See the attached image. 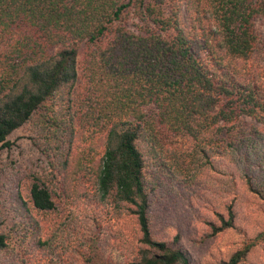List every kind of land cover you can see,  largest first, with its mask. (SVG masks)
<instances>
[{
	"label": "trees",
	"instance_id": "16d2710c",
	"mask_svg": "<svg viewBox=\"0 0 264 264\" xmlns=\"http://www.w3.org/2000/svg\"><path fill=\"white\" fill-rule=\"evenodd\" d=\"M257 21L264 0H0V147L33 122L67 147L63 165L88 178L97 201L129 206L139 237L124 264H194L177 237L153 235L145 177L191 185L205 170L234 172L264 200ZM83 105L102 126L101 155L86 161L72 156ZM177 138L189 141L179 155ZM28 199L55 210L38 177ZM234 218L230 206L213 234ZM7 240L0 233V251ZM252 245L217 264H241Z\"/></svg>",
	"mask_w": 264,
	"mask_h": 264
},
{
	"label": "rangeland",
	"instance_id": "374dc122",
	"mask_svg": "<svg viewBox=\"0 0 264 264\" xmlns=\"http://www.w3.org/2000/svg\"><path fill=\"white\" fill-rule=\"evenodd\" d=\"M256 30L264 45V21H257ZM81 110L72 156L86 161L101 155L102 126L85 116L84 105ZM37 130L29 122L8 137L9 146L0 147V233L8 238L0 264H124L126 248L139 237L129 206L97 201L88 178L74 173L69 162L63 165L67 147ZM188 147L187 139L177 138L170 150L179 155ZM230 174L205 170L187 185L162 174L157 179L149 169L145 182L153 235L169 242L177 237L194 264H217L250 244L241 264H264V200ZM32 177L50 189L54 211L32 209ZM230 206L233 226L213 234L212 225L228 218Z\"/></svg>",
	"mask_w": 264,
	"mask_h": 264
}]
</instances>
